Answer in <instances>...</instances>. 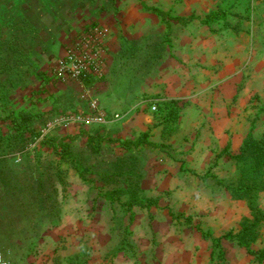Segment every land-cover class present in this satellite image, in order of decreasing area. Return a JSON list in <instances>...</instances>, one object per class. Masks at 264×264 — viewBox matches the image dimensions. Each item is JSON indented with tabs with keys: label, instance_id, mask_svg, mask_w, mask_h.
I'll use <instances>...</instances> for the list:
<instances>
[{
	"label": "rangeland",
	"instance_id": "obj_1",
	"mask_svg": "<svg viewBox=\"0 0 264 264\" xmlns=\"http://www.w3.org/2000/svg\"><path fill=\"white\" fill-rule=\"evenodd\" d=\"M140 1L197 19L163 22ZM215 12L224 19L201 22ZM65 22L75 32L70 43L107 31L100 77H56L61 58L51 49ZM171 100L175 120L159 110ZM20 111L37 116L27 141L11 136L5 119ZM249 132L264 139V0H0L6 264H67L83 249L86 264H221L196 226L221 237L249 216L219 183L236 172L223 151L236 155ZM141 134L155 146L128 151L113 143ZM85 135L100 144L90 147ZM50 142L71 145L85 181ZM111 191L115 199L105 196ZM133 195L145 206L129 211ZM259 205L264 211V193ZM222 247L226 264H258L236 242Z\"/></svg>",
	"mask_w": 264,
	"mask_h": 264
},
{
	"label": "trees",
	"instance_id": "obj_2",
	"mask_svg": "<svg viewBox=\"0 0 264 264\" xmlns=\"http://www.w3.org/2000/svg\"><path fill=\"white\" fill-rule=\"evenodd\" d=\"M110 1L113 2V0ZM140 3L145 10L157 15L163 22L175 20L179 25L186 26L197 19L194 15L188 17H171L168 12L155 7H148L142 1ZM224 17V13L215 12L208 14L201 22L209 26L219 19H224ZM177 103L178 101H166L159 107V110L169 112V120H175L179 110L176 107ZM36 117V115L29 111H20L18 114L10 112L5 118L10 125V135L14 137L15 135L19 136L20 141H27L36 133L34 127ZM85 136L90 147H96L101 142V139L98 137ZM113 143L128 151L137 150L142 146H155L148 140L147 134L139 135L136 140L116 141ZM49 144L58 159L63 163L69 164L78 173L79 178L85 181L84 174L86 171L71 155V145L68 143H60L57 147L52 145L51 142ZM223 154H227L234 160L236 172L233 181H219V183L228 191L233 200L246 203L249 209V216L241 220L237 232H228L221 237H214L210 231H205L199 226H196V230L203 239L211 241L212 255L217 254V258L221 264H226L225 252L222 247L223 240L236 242L240 248L244 249L253 258L255 263L263 264L264 247L255 248V246L258 244L262 229L264 228V211L259 205V196L264 193V139L257 140L254 138L252 132H249L243 139L239 152L236 155H231L227 149L223 151ZM115 195V191L105 194L110 199H115ZM148 203L154 204L155 202L148 200ZM134 206L144 207L145 205L139 198L133 195L128 203H126V207L131 211ZM185 222L192 224L191 219L187 217L185 218ZM67 264H86L84 249L70 257L67 260Z\"/></svg>",
	"mask_w": 264,
	"mask_h": 264
},
{
	"label": "built area",
	"instance_id": "obj_3",
	"mask_svg": "<svg viewBox=\"0 0 264 264\" xmlns=\"http://www.w3.org/2000/svg\"><path fill=\"white\" fill-rule=\"evenodd\" d=\"M106 38V30L94 28L70 43L64 56L57 62L56 77L62 81L77 82L100 77L104 60L103 43ZM91 106L95 109L96 103L93 102ZM102 120L103 115H99L98 121ZM0 264H6L1 255Z\"/></svg>",
	"mask_w": 264,
	"mask_h": 264
},
{
	"label": "crops",
	"instance_id": "obj_4",
	"mask_svg": "<svg viewBox=\"0 0 264 264\" xmlns=\"http://www.w3.org/2000/svg\"><path fill=\"white\" fill-rule=\"evenodd\" d=\"M60 22V21H59ZM65 27H59L62 31L58 30L55 34V43L52 46V51L55 54V58H62L65 54L67 47L70 42L73 40L74 29H72L71 25L68 22H65Z\"/></svg>",
	"mask_w": 264,
	"mask_h": 264
}]
</instances>
